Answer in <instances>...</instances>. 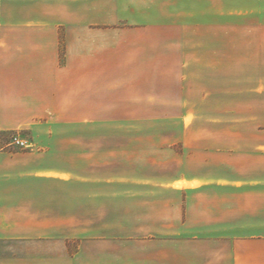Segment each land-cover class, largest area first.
<instances>
[{"label":"crops","instance_id":"0c3cea01","mask_svg":"<svg viewBox=\"0 0 264 264\" xmlns=\"http://www.w3.org/2000/svg\"><path fill=\"white\" fill-rule=\"evenodd\" d=\"M152 1L0 0V264H264V37Z\"/></svg>","mask_w":264,"mask_h":264},{"label":"rangeland","instance_id":"374dc122","mask_svg":"<svg viewBox=\"0 0 264 264\" xmlns=\"http://www.w3.org/2000/svg\"><path fill=\"white\" fill-rule=\"evenodd\" d=\"M145 4L149 1H140ZM175 1L154 0L149 18L155 19L159 14V5L165 10L162 14H170L175 9H183L182 17L185 25H192L194 34L200 39L213 35L217 41L227 39L233 57L239 53L241 41L246 42L247 51L251 49L250 41L257 34L264 37V0H181L177 5L165 3ZM143 6V5H142ZM166 16V15H164ZM258 26V29L256 27ZM64 46V41L61 42ZM63 47L61 50L63 51ZM15 132H20L21 137L26 140L31 136L29 131H12L0 133V145L12 140ZM9 150H19L18 147L10 145Z\"/></svg>","mask_w":264,"mask_h":264},{"label":"built area","instance_id":"2783aa9c","mask_svg":"<svg viewBox=\"0 0 264 264\" xmlns=\"http://www.w3.org/2000/svg\"><path fill=\"white\" fill-rule=\"evenodd\" d=\"M11 143L13 146L18 147L19 149H24L28 147V142L21 137V133L20 132H15L12 136V140Z\"/></svg>","mask_w":264,"mask_h":264}]
</instances>
